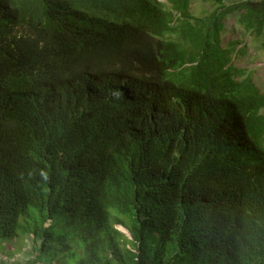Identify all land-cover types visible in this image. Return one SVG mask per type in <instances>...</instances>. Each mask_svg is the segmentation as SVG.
<instances>
[{"label":"trees","instance_id":"16d2710c","mask_svg":"<svg viewBox=\"0 0 264 264\" xmlns=\"http://www.w3.org/2000/svg\"><path fill=\"white\" fill-rule=\"evenodd\" d=\"M208 1L0 0L18 264H264V92L223 34L237 13L264 47V0Z\"/></svg>","mask_w":264,"mask_h":264},{"label":"rangeland","instance_id":"374dc122","mask_svg":"<svg viewBox=\"0 0 264 264\" xmlns=\"http://www.w3.org/2000/svg\"><path fill=\"white\" fill-rule=\"evenodd\" d=\"M166 3V0H160ZM242 1V0H235ZM214 8L211 1L208 0H192L191 11L196 16L204 15L206 12ZM226 31L224 34L225 41L241 40L247 48L243 54H238L234 57V64L241 68L250 70L257 86L264 92V47L260 38L255 39L248 35L239 23V16L237 13L229 15L225 18ZM243 44H240L241 47ZM119 229L128 233V231L118 226ZM129 234V233H128ZM4 249L0 250V264H18L24 262V251L29 249V242L27 239H19L14 241H7L4 243Z\"/></svg>","mask_w":264,"mask_h":264},{"label":"clouds","instance_id":"9594fccd","mask_svg":"<svg viewBox=\"0 0 264 264\" xmlns=\"http://www.w3.org/2000/svg\"><path fill=\"white\" fill-rule=\"evenodd\" d=\"M166 2H167V0H166Z\"/></svg>","mask_w":264,"mask_h":264}]
</instances>
